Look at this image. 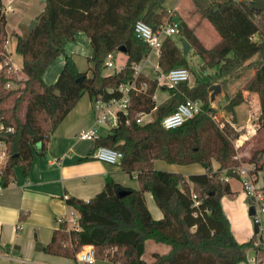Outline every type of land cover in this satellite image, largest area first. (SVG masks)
<instances>
[{"label": "trees", "instance_id": "trees-1", "mask_svg": "<svg viewBox=\"0 0 264 264\" xmlns=\"http://www.w3.org/2000/svg\"><path fill=\"white\" fill-rule=\"evenodd\" d=\"M193 10L206 19L219 34L211 45L199 35L198 25L175 18L165 0H45V8L36 16L37 24L30 33L16 37V52L22 56L20 78L5 67L0 72V118L14 131L5 134L8 163L5 183L14 177V167L20 166L29 175L34 156L47 152L50 136L83 94L93 100L121 95L122 84L135 81L140 91L132 90L130 105L118 125L94 141L93 150L81 160L92 158L98 146L122 151L120 166L135 174L137 187L126 186L108 174L103 189L88 200L68 195L66 203L78 215V229L67 219H61L44 251L76 258L84 245L94 247L97 259L111 264H240L248 261V251L256 250L264 262V238L256 244V234L247 241H238L223 210L221 197L234 196L230 181L224 176L241 178L236 171L245 160L237 158L233 140L241 133L231 120H217L219 109L235 112V107L247 103L251 112L259 113L264 141V9L252 8L250 0H192ZM143 19L155 30L165 24H177V35L191 45L188 53L201 57V68L219 65L215 79L223 85L236 80V89L226 94L221 108L213 104L212 80L197 79L175 86H163L170 94L167 103L158 105L155 93L158 81L143 72L136 74L135 65L147 58L151 48L135 34V23ZM6 11L0 0V62L10 57L6 44ZM85 32L91 40L93 53L87 58L90 66L81 70L76 58L65 50L67 42ZM169 35L159 50L158 64L167 71L175 66H189L187 54L175 38ZM126 49V62L120 69L105 73L109 54ZM59 56L65 57L64 67L54 83L44 78L47 68ZM90 70V74H89ZM7 82L15 85L7 88ZM202 102L201 110L181 125L167 129L162 119L187 100ZM154 113L152 120L138 123V113ZM129 122H126V120ZM264 143L253 151L250 162L256 164L254 176L264 168ZM155 159L169 163H200L205 173L172 172L154 167ZM213 160L219 162L214 170ZM129 192L119 195V190ZM262 190L264 191V185ZM152 193L163 212L154 218L145 192ZM192 192L196 193L195 204ZM27 214L21 212L17 229ZM169 246L167 252H153L152 260L143 257L147 240ZM18 244H2L0 250L17 253ZM29 264V263H23Z\"/></svg>", "mask_w": 264, "mask_h": 264}, {"label": "crops", "instance_id": "crops-1", "mask_svg": "<svg viewBox=\"0 0 264 264\" xmlns=\"http://www.w3.org/2000/svg\"><path fill=\"white\" fill-rule=\"evenodd\" d=\"M166 1L164 5L168 9L176 11L175 18H181L177 15L182 16L184 0H174L170 4H166ZM3 2L5 1L3 0ZM8 3L12 4L13 9L11 11L13 13L16 12L14 9L21 12V17L16 26H13L14 30L12 31L21 35L29 33V22L32 19H36V16L45 8V0H8ZM7 16L6 12V29L9 35L6 48L8 51V44L13 37L16 47V37L9 33L8 29L11 28H9ZM187 22L189 23V21ZM197 29L200 34V28ZM200 36L208 44L205 37ZM65 50L68 54H72L75 57L85 58L88 63L87 58L92 55L93 46L88 35L80 31L76 34L74 41L67 42ZM158 57L159 54L155 52L153 57L154 63H158ZM10 58L14 61L11 55ZM126 59L127 55L125 54V62ZM200 60V64H202L203 60ZM64 64L65 57L59 56L45 71V80L48 83H54L58 79ZM88 68L89 66L81 68V70L85 71ZM210 69H214V72H217L219 65ZM201 79L207 80L206 78ZM189 84L193 85L190 81ZM155 100L157 106L162 105L170 100V94L168 91L157 89ZM243 105L245 106L243 107L245 114H240L239 108ZM256 110L257 107L255 106V112L252 113L250 106L243 102L235 107L234 113L225 109L219 110L217 113L220 120L223 118L231 120L237 129L241 131L240 135L243 144L237 149L236 156L240 160H245L243 163L246 162L253 166H256V164L250 162L249 158L253 151L260 149L264 143L258 120L259 113ZM152 119L153 117L150 118V120ZM94 121V102L91 96L85 93L50 136L47 152L45 154H38L36 147H33L34 156L29 175L26 176L20 166L14 167V179L0 192V243L18 244L20 249L17 253L13 254L0 250V264H86L78 262L76 258L47 253L43 249L51 241L53 232L59 226L61 219H67L70 223L71 219L76 218L78 215L77 211L66 203L65 198L68 195H73L84 200L92 198L103 189L105 178L108 174H111L117 181L126 186H138L136 175H130L123 171L120 161L118 163H110L99 160L93 155L92 158L81 160L82 157L88 155L93 150L95 141L81 139L77 136V133L80 129L93 124ZM98 128L99 135L108 133L104 132L105 134H103L100 130L101 126ZM263 160L264 156L259 163H262ZM165 162L167 161L163 159H155L154 167L156 169H168L167 171L171 170L173 172L179 171V173L185 176L206 172V169L196 162L183 166L176 165V167ZM218 167L219 162L213 160L214 170L218 169ZM224 177L230 181L232 189L236 191L234 196L225 194L221 197L223 210L229 218L235 238L240 242H244L255 234L257 239H260L262 236L264 237V213L258 219L259 233H255L254 217L249 214V206L253 204L254 199L244 191L241 178ZM254 184L258 191H263L264 168L257 172ZM145 200L153 217L161 218L163 212L155 203L151 192H145ZM21 212L26 213L27 218L18 230L17 224ZM148 247L151 250L150 258L145 256ZM168 250L169 246L167 244L157 243L149 239L145 243L143 257L150 261L153 258V252L164 253ZM261 260L262 257L259 252L249 250L248 261L241 262L240 264H260ZM95 264H111V262L108 259H97Z\"/></svg>", "mask_w": 264, "mask_h": 264}, {"label": "built area", "instance_id": "built-area-1", "mask_svg": "<svg viewBox=\"0 0 264 264\" xmlns=\"http://www.w3.org/2000/svg\"><path fill=\"white\" fill-rule=\"evenodd\" d=\"M12 5L8 3L5 5V11H11ZM178 33L177 24H165L161 28L155 30L151 25L146 23L143 19H139L135 23V34L138 38L144 40L151 48V52H156L159 54V50L163 44L166 36L176 35ZM8 42V41H7ZM150 52V53H151ZM149 56V55H148ZM147 56V57H148ZM114 55L109 54L106 59V66L113 67L116 66L114 63ZM8 66V68H7ZM7 68L8 71L16 73L20 78H24L26 75L21 70V66L17 65L12 61L10 57L6 61L0 62V72ZM122 67V66H121ZM156 70L154 79H157L159 86H175L178 83L189 81L190 80V70L188 66H175L167 71H164L159 64L154 63ZM136 74L143 72L141 70V62L135 65ZM24 74L22 75L19 73ZM15 84L13 82H7L6 87L11 88ZM146 88V83H143L141 86L137 87L135 81H131L120 86L121 95L118 97H113L110 99L97 98L93 100L94 102V111H95V121L90 126L80 129L77 133V136L81 139L95 140L99 136L98 127L107 126L109 130L112 127L118 125L119 120L122 114H126L130 105V93L132 90L140 91ZM202 102L200 100L187 99L181 102L177 108L166 115L162 119V125L167 128H175L186 120L192 118L201 110ZM150 113L140 112L136 116V121L138 123H144L150 121L146 119ZM214 118L220 120V117L216 114ZM126 122H129L127 119ZM14 131V126L7 125L0 118V192L7 187L9 183H5V173L8 163L9 153L8 145L5 139V134ZM235 149H239L243 144L242 137L239 135L233 140ZM93 156L99 160L118 163L123 157L122 151L101 145L98 146ZM255 166L253 165H240L236 167V171L240 174L241 180L243 183V189L247 195L253 197V204L256 206L255 219H259L261 214L264 213V191H258L254 184L255 176L253 171ZM192 197L195 199V204L199 203V200L196 199V193L192 192ZM74 223H69L73 228L78 229L79 226L76 222V218L71 219ZM69 222V221H68ZM264 238V237H263ZM260 242V239L256 240V244ZM76 259L80 263L86 264H95L97 258L95 256L94 247L92 245H84L82 249L77 252Z\"/></svg>", "mask_w": 264, "mask_h": 264}, {"label": "rangeland", "instance_id": "rangeland-1", "mask_svg": "<svg viewBox=\"0 0 264 264\" xmlns=\"http://www.w3.org/2000/svg\"><path fill=\"white\" fill-rule=\"evenodd\" d=\"M4 1H5L4 4L7 5L8 0H4ZM172 1H174V0H167L166 4H168V3L170 4V3H172ZM182 8H183L182 9V16H179V15H177V16L181 17L183 19H186L187 21H189V23H191L193 25H198V28H200V34L199 35H202L203 37H205V39L208 41L209 45L211 43L213 44L216 40L219 39V34L214 29V27L211 25V23L208 22L206 19L201 20L199 14L193 10L194 8H193V1L192 0H184V6ZM14 10L16 11L15 13H13L12 11H7V14H8L7 17L9 20V28H11V29H8L10 35H12V33H13L12 32L14 30L13 26H16L17 22L19 21V19L21 17V12H19V10L17 11L16 9H14ZM30 23L31 22H29L28 26L30 25ZM175 38L178 41V43L182 46V38L180 36H178L177 34H176ZM8 52L12 56L14 62H16L19 66H21L22 60H21L20 54L18 52H16L14 37L12 38L11 42L8 44ZM117 54H115V60H113L116 66H113V67L106 66V68L104 69L105 73L113 72L115 69H120L121 66L124 65V63H125V52L120 51ZM154 55H155V52L153 51L149 54V56L146 59H144L141 62V70L143 71V73L145 72L149 78H153L155 76V73H156V70L154 67L155 61L153 60ZM187 57H188V60L190 62L189 66H188V69L190 70V74H191L189 81L192 84H195L197 79L206 78L207 80H212L214 82L213 84L219 83L221 85L220 92L217 93L215 95V98L213 99V104L216 107L221 108V106L226 101V94L228 92L235 90L237 83H239V81L236 80L234 82L228 83L227 85H223L219 81H216V79H215L216 72H214L215 71L214 69L207 68L204 71L201 68V64H200L201 58L199 56L193 55L192 53H188ZM75 58H76L79 66L81 68H87L88 66L91 65L90 62H88L89 64L86 62L85 58H80L77 56ZM19 73L22 75V77L24 76V74L21 73V71ZM89 74H90V70H89ZM197 77H199V78H197ZM162 87L163 86H159L158 89L160 91H167V90L162 89ZM211 93H212V91H211ZM243 107H245V106L243 105L239 108L240 114H245V109ZM219 110L222 111V108ZM152 117H154V113L150 114L149 116H146L145 118L148 120ZM100 130L103 134H105L104 132H109V127L101 126ZM165 163H167L169 165H175L174 167H176V165H180V166L185 165V164H176V163H169V162H165ZM246 164L247 163L245 162V163H242L241 165H246ZM158 169H162V168H158ZM162 170H165V169H162ZM166 170H168V169H166ZM169 171H171V170H169ZM177 172H179V171H177ZM135 186H136V184H135ZM70 223L73 224L74 222L71 220ZM150 254H151V250L148 247L145 256L146 257L148 256V258H150L151 257Z\"/></svg>", "mask_w": 264, "mask_h": 264}, {"label": "water", "instance_id": "water-1", "mask_svg": "<svg viewBox=\"0 0 264 264\" xmlns=\"http://www.w3.org/2000/svg\"><path fill=\"white\" fill-rule=\"evenodd\" d=\"M249 4H250V6L252 8H255V9H258V10H263L264 9V0H250ZM36 24H37V19H32L31 23H30V25L28 27V32L29 33L33 30V28L36 26ZM182 44H183V51H184L185 54H187L190 51V49H191V45L187 41V39L184 38V37L182 38ZM119 49L122 52L126 51V49L124 47H120ZM210 90L212 91L211 96H212V100H213L215 98V95L220 92L221 85L219 83L213 84V85L210 86ZM127 192H129L128 189L122 188V189L119 190V195H124ZM249 214L254 217V232L255 233H259V230H260L259 221L257 219H255L256 206L254 204H251L249 206Z\"/></svg>", "mask_w": 264, "mask_h": 264}]
</instances>
